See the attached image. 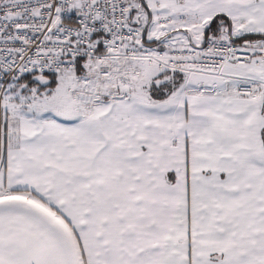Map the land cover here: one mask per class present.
<instances>
[{
    "label": "snow or ice",
    "instance_id": "snow-or-ice-1",
    "mask_svg": "<svg viewBox=\"0 0 264 264\" xmlns=\"http://www.w3.org/2000/svg\"><path fill=\"white\" fill-rule=\"evenodd\" d=\"M0 264H264V0H0Z\"/></svg>",
    "mask_w": 264,
    "mask_h": 264
}]
</instances>
